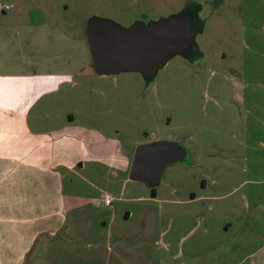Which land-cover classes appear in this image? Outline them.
Instances as JSON below:
<instances>
[{
  "label": "rangeland",
  "instance_id": "1",
  "mask_svg": "<svg viewBox=\"0 0 264 264\" xmlns=\"http://www.w3.org/2000/svg\"><path fill=\"white\" fill-rule=\"evenodd\" d=\"M26 7L75 35H85L92 17L145 29L181 13L193 30L191 52L174 54L151 78L111 75L95 109L125 148L158 138L184 146L186 158L166 166L154 197L127 172L115 170L111 179L83 173L79 208L69 205L65 226L32 264H252L248 255L263 239L224 232L219 215L240 194H251V207L264 199V0H18L13 11L25 15ZM230 122L242 149L224 155L245 169L235 181L217 166L206 169V124L216 130Z\"/></svg>",
  "mask_w": 264,
  "mask_h": 264
},
{
  "label": "crops",
  "instance_id": "2",
  "mask_svg": "<svg viewBox=\"0 0 264 264\" xmlns=\"http://www.w3.org/2000/svg\"><path fill=\"white\" fill-rule=\"evenodd\" d=\"M17 3L0 0V264H32L36 250L44 251L65 226L69 205L79 208L83 173L129 174L135 147L152 142L125 148L107 114L95 111L114 74L92 70L86 36L51 26L40 9L13 11ZM219 109L226 118V107ZM233 124L216 130L206 124V169L217 166L235 181L245 169L224 155L242 149L228 130ZM217 154L223 159L212 161ZM248 198L240 194L227 203L220 227L262 238L248 256L264 264V199L251 207Z\"/></svg>",
  "mask_w": 264,
  "mask_h": 264
},
{
  "label": "water",
  "instance_id": "3",
  "mask_svg": "<svg viewBox=\"0 0 264 264\" xmlns=\"http://www.w3.org/2000/svg\"><path fill=\"white\" fill-rule=\"evenodd\" d=\"M192 26L186 13L171 16L145 29L138 24L121 27L92 17L85 36L93 69L98 74L139 71L151 78L155 70L176 53L188 55L193 46ZM187 149L174 141L159 140L135 147L129 179L155 188L166 166L183 161Z\"/></svg>",
  "mask_w": 264,
  "mask_h": 264
},
{
  "label": "built area",
  "instance_id": "4",
  "mask_svg": "<svg viewBox=\"0 0 264 264\" xmlns=\"http://www.w3.org/2000/svg\"><path fill=\"white\" fill-rule=\"evenodd\" d=\"M5 7H6V9L9 8L8 5H6ZM112 201H113V197L112 196H110V195H105L104 196L103 203L105 205H111Z\"/></svg>",
  "mask_w": 264,
  "mask_h": 264
},
{
  "label": "trees",
  "instance_id": "5",
  "mask_svg": "<svg viewBox=\"0 0 264 264\" xmlns=\"http://www.w3.org/2000/svg\"><path fill=\"white\" fill-rule=\"evenodd\" d=\"M220 2H221V0H215L216 5L220 4ZM151 195L152 196L156 195V189L155 188L151 189Z\"/></svg>",
  "mask_w": 264,
  "mask_h": 264
}]
</instances>
